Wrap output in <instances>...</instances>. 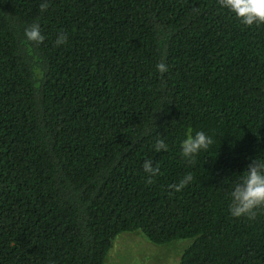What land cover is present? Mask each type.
Masks as SVG:
<instances>
[{
	"label": "trees",
	"instance_id": "1",
	"mask_svg": "<svg viewBox=\"0 0 264 264\" xmlns=\"http://www.w3.org/2000/svg\"><path fill=\"white\" fill-rule=\"evenodd\" d=\"M41 2L0 0V264H105L133 231L193 238L179 264H264V207L228 213L264 163V24L217 0ZM197 131L213 144L189 161Z\"/></svg>",
	"mask_w": 264,
	"mask_h": 264
},
{
	"label": "clouds",
	"instance_id": "2",
	"mask_svg": "<svg viewBox=\"0 0 264 264\" xmlns=\"http://www.w3.org/2000/svg\"><path fill=\"white\" fill-rule=\"evenodd\" d=\"M217 3L220 8L233 13L244 26L264 24V0H217ZM48 7V0H42L40 10L45 11ZM24 36L27 41L37 44L43 42L45 38L40 31L38 23L27 26L24 30ZM65 39L66 37L63 33L58 34L56 44H62ZM155 67L160 74L168 71V66L164 62L157 63ZM212 144V137L203 131H197L194 134L188 133L181 141V154L191 161L199 152L207 150ZM153 147L159 153L166 151L168 145L164 140L158 139ZM143 170L149 177H154L158 173V168L153 166L151 159L144 161ZM191 180V174H186L178 183L169 185V188L174 191H180ZM230 198L228 213L234 218L246 216L251 219L257 208L264 207V163L256 159L252 160L243 172L241 180L233 186Z\"/></svg>",
	"mask_w": 264,
	"mask_h": 264
},
{
	"label": "rangeland",
	"instance_id": "3",
	"mask_svg": "<svg viewBox=\"0 0 264 264\" xmlns=\"http://www.w3.org/2000/svg\"><path fill=\"white\" fill-rule=\"evenodd\" d=\"M193 238L168 244L152 243L141 231L123 232L114 240L105 264H179Z\"/></svg>",
	"mask_w": 264,
	"mask_h": 264
}]
</instances>
